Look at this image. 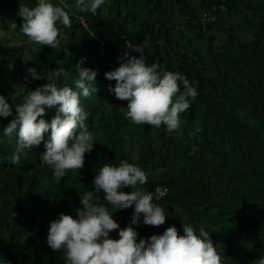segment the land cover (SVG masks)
Instances as JSON below:
<instances>
[{
	"label": "trees",
	"instance_id": "obj_1",
	"mask_svg": "<svg viewBox=\"0 0 264 264\" xmlns=\"http://www.w3.org/2000/svg\"><path fill=\"white\" fill-rule=\"evenodd\" d=\"M37 2L0 0V30L14 25L24 35L19 8ZM67 2L72 5L71 27L57 24L58 49L35 44L24 60L21 48L0 39V95H7L3 82L15 67L35 68L42 76L36 80L29 74L24 96L48 82L74 88L82 60L83 67L97 73V92L81 97L95 144L85 153L84 167L68 171L59 182L40 159L50 132L15 162L18 137L8 140L3 128L15 118L23 98H16V104L8 98L12 115L0 117V264H66L63 250L54 251L47 243L50 223L61 213L75 218L82 208L80 195L89 191L94 202L116 211L93 182L102 166H119L124 160L147 174V183L138 186L142 191L161 185L169 189L153 203L181 218L158 227L140 226L131 224L134 206L116 211L120 228L133 227L137 242L171 226L183 235V224H188L197 235L200 227L209 232L222 264H258L264 258V0H172L184 25L164 0H105L96 14L76 8V0ZM194 4L204 12V21ZM145 42L147 63L158 64L162 72H179L198 93L189 98L190 107L172 132L163 125L130 122L128 101L115 97L110 88L116 81L105 77L127 58H139L128 44ZM59 68L66 75L55 76ZM54 115L55 110L46 109L43 118L50 122ZM118 232L109 235L118 239Z\"/></svg>",
	"mask_w": 264,
	"mask_h": 264
},
{
	"label": "clouds",
	"instance_id": "obj_2",
	"mask_svg": "<svg viewBox=\"0 0 264 264\" xmlns=\"http://www.w3.org/2000/svg\"><path fill=\"white\" fill-rule=\"evenodd\" d=\"M104 2L76 0L75 7L96 14ZM71 8L67 0H59L55 5L50 0H38L34 7L21 6V32L34 44L58 49L60 30L57 24L71 27ZM147 46V42L143 46L128 45L140 53L139 58H127L118 68L105 73V77L116 81L115 87L110 88L115 97L128 101L126 118L130 122L155 128L163 125L172 132L180 126V114L189 109V98L195 99L198 93L179 72H162L158 64L147 63L144 53ZM82 63V60L77 62L78 78L74 80V88L48 82L31 90L22 103L16 105L15 118L3 128V136L8 140L14 135L18 137L15 162L20 159L19 153L38 147L50 132L40 159L53 170L57 182L68 171L78 173L85 165V153H90L95 144L94 134L85 123L88 113L81 105V97L88 98L97 92V73L83 67ZM28 73L33 79L42 78L35 68H29ZM53 74L66 75L63 68ZM46 109L55 110L50 122L43 118ZM12 112L6 98L0 95V117L11 116ZM93 183L94 189L102 191L104 200L116 211L134 206L131 224H138L141 215L145 225L158 227L166 222L165 210L153 203V194L138 187L147 183V174L137 165L126 160L119 166L105 164ZM124 188L132 191L125 192ZM80 202L82 208L76 209V217L61 213L59 219L50 223L47 235L52 250H63L66 264H222L221 255L203 227L197 235L194 226L183 224L181 235L171 226L161 235H152L147 240L141 238L137 242V231L131 226L120 228L113 219L114 212L110 213L105 204L94 202L93 192L80 195ZM115 230H119L118 239L109 235ZM258 264H264V258L259 259Z\"/></svg>",
	"mask_w": 264,
	"mask_h": 264
},
{
	"label": "rangeland",
	"instance_id": "obj_3",
	"mask_svg": "<svg viewBox=\"0 0 264 264\" xmlns=\"http://www.w3.org/2000/svg\"><path fill=\"white\" fill-rule=\"evenodd\" d=\"M164 1L166 2V4L171 9L176 21L179 24L184 25V16L176 10L172 0H164ZM194 8L196 9V12H197L200 20L204 21L206 16L202 10H198L199 9L198 4H194ZM190 32L193 35L200 38L199 33L195 32V31H191V30H190ZM0 39H2L6 45L16 46V47L21 48L19 55L23 56L24 60L27 59V57L30 54V51L32 50V48L35 45L34 43H32L28 39L27 36H24V35L16 32L14 25H12V27L9 30H0ZM74 73L76 74L77 72L74 71ZM29 81H30V77H29L28 70L26 68L21 69V68L15 67V71L13 73L7 75L4 79V82H3L4 88L8 90V93L5 96L7 102H8V98L10 96H12V99L15 98L14 99L15 101H13L14 104L19 102V100L17 101L16 98L21 99L24 97V91H25V88H26ZM163 208L165 210V215H167L166 216V222L164 224L178 223L181 220V218L179 217L177 212L172 213L171 209L167 206H165ZM109 212L110 213L114 212L113 213V219L115 221H117L119 219L120 216H119L118 212H115V211H109ZM137 225L148 226V225H145L143 223V220L139 221V223Z\"/></svg>",
	"mask_w": 264,
	"mask_h": 264
},
{
	"label": "built area",
	"instance_id": "obj_4",
	"mask_svg": "<svg viewBox=\"0 0 264 264\" xmlns=\"http://www.w3.org/2000/svg\"><path fill=\"white\" fill-rule=\"evenodd\" d=\"M128 45H130V44H128ZM128 45H127V46H128ZM131 46H132V45H131ZM128 49H129V51H131V52H135V51H133L131 48H128ZM168 191H169V189H168L166 186L161 185V186H157V187L154 189V191H151V192H149V193H152L154 199H155L156 201H159V200H161L162 198H164V197L168 194Z\"/></svg>",
	"mask_w": 264,
	"mask_h": 264
}]
</instances>
